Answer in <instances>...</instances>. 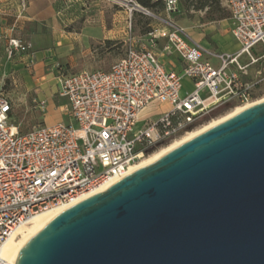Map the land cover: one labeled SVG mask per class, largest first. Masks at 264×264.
I'll return each mask as SVG.
<instances>
[{
	"label": "built area",
	"instance_id": "2783aa9c",
	"mask_svg": "<svg viewBox=\"0 0 264 264\" xmlns=\"http://www.w3.org/2000/svg\"><path fill=\"white\" fill-rule=\"evenodd\" d=\"M163 1L166 12L178 10V0ZM224 1L238 43L234 54L205 49L183 27L157 17L166 25L151 29L148 44L129 42L109 69L58 77V94L67 101L72 123L43 124L21 133L9 120L11 101L0 92V249L32 216L69 207L103 183L117 181L140 157L189 132L214 108L258 100L264 73L257 69L253 78L244 77L248 65L264 59V0ZM160 38L166 39L161 51L176 52L182 61L179 72L160 61L155 51ZM30 47L19 37L6 39L9 57ZM256 47L261 55H252ZM242 55L247 63L240 62ZM185 78L192 86L182 93ZM153 101L171 108L157 119L141 117ZM0 264L9 263L0 255Z\"/></svg>",
	"mask_w": 264,
	"mask_h": 264
},
{
	"label": "water",
	"instance_id": "95a60500",
	"mask_svg": "<svg viewBox=\"0 0 264 264\" xmlns=\"http://www.w3.org/2000/svg\"><path fill=\"white\" fill-rule=\"evenodd\" d=\"M14 264H264V99L61 210Z\"/></svg>",
	"mask_w": 264,
	"mask_h": 264
},
{
	"label": "crops",
	"instance_id": "0c3cea01",
	"mask_svg": "<svg viewBox=\"0 0 264 264\" xmlns=\"http://www.w3.org/2000/svg\"><path fill=\"white\" fill-rule=\"evenodd\" d=\"M101 1L103 0H0V32H5L6 36L19 37L31 45L29 50L15 53L11 60H7L4 63L5 70L20 78L23 93H34L37 102L34 107L41 108L40 118L45 125L72 123L66 99L57 94L55 74L63 71V66H83L82 59L93 55L91 45L95 47L96 44L102 45L106 40L115 39L116 27L107 23V7ZM222 2L223 0L221 4ZM179 7L185 12L195 13L194 17L206 16L207 8L187 10L181 3L178 4V9ZM150 26L152 29L162 25ZM121 31L119 29L118 32ZM214 33L211 36L212 42L215 45L223 44L224 37ZM187 34L193 41L211 50L206 40L200 41L188 32ZM140 35V41L129 39L130 43L136 46L148 44V33ZM119 36L121 38V34ZM122 41L126 42L125 39ZM165 42L164 38L158 39L155 51L166 69L179 72L182 61L178 54H164L161 51ZM237 50L238 48L226 51L233 53ZM59 64L62 67L53 70L52 67ZM191 86L189 79H183L182 93L190 91Z\"/></svg>",
	"mask_w": 264,
	"mask_h": 264
},
{
	"label": "rangeland",
	"instance_id": "374dc122",
	"mask_svg": "<svg viewBox=\"0 0 264 264\" xmlns=\"http://www.w3.org/2000/svg\"><path fill=\"white\" fill-rule=\"evenodd\" d=\"M101 2H105L104 4L107 7V23H110L113 28L114 26L116 27L115 29L117 30V32L114 34L115 39L111 43L105 42L102 45L96 44L95 47L91 45V47L93 48V55H88L82 59L81 64H83V66H63L64 70H61L59 73L55 74L58 89L59 76L69 75L83 69H109L112 63H114L118 58L122 57L125 54L128 48V44L129 42H131L129 41V39H135L136 41H140L141 32L151 28V24L156 26L166 25L164 21L158 19L157 17L161 19L163 18L177 26L185 28V30L197 40H206L208 42V45L210 46L211 51L215 53L234 54L236 51L231 53L227 52L226 50H235L238 48V43L231 33L232 21L230 19V13L224 0L222 4H220V9L214 7V11L211 12V15L214 18H217L220 15H225V17L222 19L194 17L195 13L185 12L184 9L180 7L177 11L171 13H168L165 10L156 13L151 9H146L142 7L134 0H103ZM179 3L180 0H178V4ZM145 10L149 11L151 14L147 13ZM119 23L121 24V26H119ZM119 29L122 30L120 33L118 32ZM214 32L218 33L219 36L224 37L223 44L219 43L215 45V43L212 42L213 40L211 39V36ZM120 34L121 38H118ZM7 37L8 36H6L5 32H0V92L7 95V97L11 101L12 111L9 120L14 124H18L19 131L21 133H24L34 127L41 126L44 123L41 121L40 118L41 108L39 106L34 107V105H36L37 103L35 100L34 93L32 92V94H30L28 91L27 94L23 93V85L21 84L20 78L14 73L5 70L4 63L7 60H11L14 56L12 55L11 57H9L7 54ZM123 39H125L126 42H123ZM251 52L254 56H258L263 53L259 49V47H256ZM209 59L214 66L218 65L219 61L216 58L209 57ZM239 60L241 63H247L249 61V58L246 55H242ZM60 67H62V65L59 64L58 66H54L52 68L53 70H55L59 69ZM257 69H261V71L264 73V59H260L256 63L248 65L246 67L248 75H246L244 78H253L255 75L254 73ZM263 97L264 80L260 83L257 89V99L259 100ZM239 106H241V104L231 103L229 105L214 108L206 116L202 117L199 123L195 125L193 129H191L188 133L203 127L204 125L208 124L209 122L215 119H219L229 114L236 107ZM170 108L171 106L169 104H159L156 101H153L145 109H143V111L141 112V117L157 119L161 113L168 111ZM187 134L180 133L176 135L170 142L156 146L155 148L150 150L148 154H145L144 158L150 156L152 153L158 151L159 149L168 146L169 144L177 140H180ZM26 226H28V223L26 224Z\"/></svg>",
	"mask_w": 264,
	"mask_h": 264
},
{
	"label": "bare ground",
	"instance_id": "6f19581e",
	"mask_svg": "<svg viewBox=\"0 0 264 264\" xmlns=\"http://www.w3.org/2000/svg\"><path fill=\"white\" fill-rule=\"evenodd\" d=\"M264 99L261 98L259 100ZM257 100V101H259ZM256 102V101H255ZM253 102V103H255ZM250 105V104H249ZM245 106H239L236 107L232 112H230L229 114L219 118V119H215L211 122H209L208 124L204 125L203 127L192 131L190 133H185L187 134L185 137L181 138L180 140H177L171 144H169L168 146H165L161 149H159L158 151L152 153L150 156L148 157H140L138 162H135L134 164H131L129 166V168L127 169L125 174H129L132 171H134L135 169L142 167L144 165H147L151 162H153L154 160H156L157 158H159L160 156H162L163 154H165L166 152H168L169 150H171L172 148L176 147L177 145H179L180 143L186 141L187 139L193 137L194 135L200 133L201 131L205 130L206 128L212 126L213 124L225 119L226 117L230 116L231 114L241 110L242 108H244ZM113 182V180H109L105 183H103L102 185H100L96 191H100L105 189L107 186H109L111 183ZM90 195V194H89ZM66 205L64 206H60L57 208H52L43 212H40L34 216H32L31 218H29L25 223L21 224L16 231L14 232V234L12 235V237H10L9 239H7L1 249H0V255L1 257L8 262L9 264H14L15 259L17 257V254L19 253V251L22 249V247L27 243V241L35 234L37 233L50 219H52L57 213H59L61 210L65 209ZM28 223V226H26V224Z\"/></svg>",
	"mask_w": 264,
	"mask_h": 264
},
{
	"label": "trees",
	"instance_id": "16d2710c",
	"mask_svg": "<svg viewBox=\"0 0 264 264\" xmlns=\"http://www.w3.org/2000/svg\"><path fill=\"white\" fill-rule=\"evenodd\" d=\"M136 3L141 5L142 7L146 9H151L154 12L158 13L164 10V1L163 0H134ZM181 5L185 9H194V10H199V9H204L207 8L206 10V16L205 18L208 19H222L225 17V15H220L217 18H214L211 15V12L214 11V7L217 9H220L221 7V0H180ZM141 13V12H140ZM151 31V28L148 30H145L141 32V34H146ZM106 43H111L112 41L106 40Z\"/></svg>",
	"mask_w": 264,
	"mask_h": 264
}]
</instances>
